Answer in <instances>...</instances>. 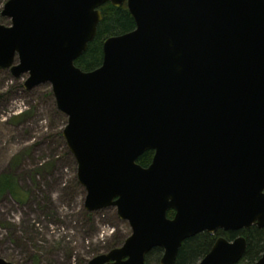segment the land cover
Listing matches in <instances>:
<instances>
[{"label":"water","instance_id":"95a60500","mask_svg":"<svg viewBox=\"0 0 264 264\" xmlns=\"http://www.w3.org/2000/svg\"><path fill=\"white\" fill-rule=\"evenodd\" d=\"M107 3H126L135 29L86 72L75 62ZM1 17L0 69L26 91L51 86L85 210L131 228L86 264H146L156 248L175 264L201 233L264 228V0H8ZM247 248L220 237L198 264H238Z\"/></svg>","mask_w":264,"mask_h":264},{"label":"rangeland","instance_id":"374dc122","mask_svg":"<svg viewBox=\"0 0 264 264\" xmlns=\"http://www.w3.org/2000/svg\"><path fill=\"white\" fill-rule=\"evenodd\" d=\"M7 1L0 0V13ZM23 83L0 71V175L12 174L29 195L24 203L9 193L0 197V257L16 264H86L121 246L131 228L112 208L85 210L86 192L62 136L67 117L49 84L26 91Z\"/></svg>","mask_w":264,"mask_h":264},{"label":"trees","instance_id":"16d2710c","mask_svg":"<svg viewBox=\"0 0 264 264\" xmlns=\"http://www.w3.org/2000/svg\"><path fill=\"white\" fill-rule=\"evenodd\" d=\"M100 11L103 19L98 26L97 35L94 41L89 44L87 51L75 62L78 68L86 72L93 71L101 66L103 61V43L107 38L122 35L135 29L134 19L126 3L120 7H114L107 3L100 8ZM6 21L5 18L1 17L0 13V24H5ZM0 71L4 70L0 69ZM20 88H22L21 85H19L18 90ZM152 157L153 152L148 151L139 159L138 163L143 167H148ZM76 185L79 186L78 183ZM6 193L11 194L19 203H24L29 196L28 192L19 187L17 179L8 173L0 175V197ZM173 215V211L168 213L169 218H172ZM240 235L246 238L248 248L244 258L238 264H255L264 253V228L256 226L240 232L223 233L220 231L217 234L205 232L192 237L183 243L175 264H198L211 250L218 237L224 236L229 240H233ZM162 255V249L156 248L152 250L146 258V264H152L153 262L160 264Z\"/></svg>","mask_w":264,"mask_h":264},{"label":"flooded vegetation","instance_id":"af4514ba","mask_svg":"<svg viewBox=\"0 0 264 264\" xmlns=\"http://www.w3.org/2000/svg\"><path fill=\"white\" fill-rule=\"evenodd\" d=\"M152 152H153V151H152ZM153 156H154V152H153ZM152 159H153V157H152ZM151 162H152V161H151ZM150 164H151V163H150ZM173 212H174V211H173ZM173 217H174V215L172 216V218H173ZM241 231H242V230H241ZM218 232H220V231H218ZM218 232H217V233H218ZM221 232H223V233H230V232H224V231H221ZM238 232H240V231H238ZM217 233H215V234H217ZM209 234H210V233H209ZM240 236H241V235H240ZM240 236H238V237H240ZM220 237H224V236H220ZM220 237H218L217 239H219ZM238 237H237V238H238ZM243 237H244V236H243ZM224 238H226V237H224ZM217 239H216V240H217ZM226 239H227V238H226ZM235 239H236V238H235ZM227 240H229V239H227ZM229 241H230V240H229ZM246 241H247V240H246ZM215 242H216V241H215ZM112 249H113V248H112Z\"/></svg>","mask_w":264,"mask_h":264}]
</instances>
